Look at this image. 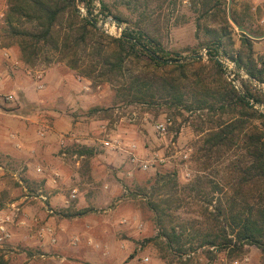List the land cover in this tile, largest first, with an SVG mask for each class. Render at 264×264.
Segmentation results:
<instances>
[{"label": "trees", "instance_id": "16d2710c", "mask_svg": "<svg viewBox=\"0 0 264 264\" xmlns=\"http://www.w3.org/2000/svg\"><path fill=\"white\" fill-rule=\"evenodd\" d=\"M157 1L158 11L178 4ZM231 1L233 21L263 36L264 6ZM154 2L8 0L0 48L17 49L27 69L63 64L93 90L108 85L112 109L141 108L156 117L167 115L179 127L177 133L183 125L193 129L194 177L181 183L177 172L159 171L131 193L154 216L157 233L148 242L160 263L215 264L221 254L244 259L255 247L264 264V110L256 108H264V92L240 74L231 80L221 63H235L264 85V55H257L256 40L230 21L228 0H188L199 44L187 53L207 48V58L169 64L180 55L151 32L162 19ZM80 10L95 22L113 17L127 27L120 36L110 35ZM256 22L262 24L255 29L251 24ZM106 111L93 107L88 115ZM72 154L83 158L86 170L98 151L83 146ZM89 211L68 209L59 215L82 218Z\"/></svg>", "mask_w": 264, "mask_h": 264}, {"label": "rangeland", "instance_id": "374dc122", "mask_svg": "<svg viewBox=\"0 0 264 264\" xmlns=\"http://www.w3.org/2000/svg\"><path fill=\"white\" fill-rule=\"evenodd\" d=\"M7 1L2 3L1 11L4 14ZM176 2V6L168 4L158 11L160 2L155 0L153 7L157 9V13H161L162 19L156 29L150 31L156 34L168 51L179 54L181 59L193 55L187 51L196 48L199 41L195 37L194 15L189 10L188 0ZM97 4L99 7V3ZM126 16L132 20L136 18L127 13ZM3 24L4 19H0V27ZM261 24L256 22L251 26L256 29ZM107 28L106 33L113 36H120L124 30L114 25ZM4 50H8L14 59L20 61L17 59V49L0 48V74H8L5 83L0 85V124L7 125L0 132V205L4 207L0 217L7 222L12 234L11 240L0 244V259L7 256L14 260L11 264H18L17 260L22 264H29L24 263V260L32 256V259L35 257V264H45V257L42 256L46 253L40 248L38 240H45L39 237V233L46 226L44 217L47 207L46 201L37 190L46 189L48 186L45 181L42 183V173L34 175L40 164L38 159L43 158L44 154L40 152L36 161L32 159L35 165H26L27 169L20 172L23 165L17 164V149L11 139L12 134H17L16 115L20 97L17 95V82H25L27 78L24 72H29L32 78L28 81L32 89L30 103L24 109L35 108L38 117L52 118L55 125L53 133L56 135L53 144L61 145L60 137L64 138L70 133H74L80 140V143L68 141L67 146H61L63 149L53 156L59 162L55 165L65 174V179L60 180L58 185L59 190L68 197L70 205L76 207L74 210H90L86 216L91 220L88 224H93L90 235L100 245V249L86 246L92 260L87 261V264H145L144 258H150L148 264H160L154 245L148 242L157 233L154 216L139 199L132 198L131 193L138 186L153 179L159 171L177 172L181 183H187L194 177L196 136L193 129L183 125L180 133H177L179 127L174 122H169L167 115L156 117L154 112H144L141 108L112 109L113 94L108 85L100 86L88 95L79 93L74 89L71 78L68 83L63 80V68H67L63 64L49 68L38 66L34 70L24 66L20 68L23 72L16 68L11 69L13 66L5 58ZM50 68H56L57 71L48 76ZM37 72H43V82L36 80ZM0 77L2 80V76ZM40 84H43V89L39 88ZM10 96L12 99L8 100ZM93 107L109 111L90 116L88 111ZM160 124L166 126L165 132L158 130L157 126ZM40 131L47 133V129L34 128L33 136L39 144L52 136L45 134L40 137ZM112 139L121 140L122 148L116 151L106 149L103 142ZM134 145L136 149L132 148ZM83 146L94 147L98 151V155L89 161L86 170L84 160L72 154V150ZM25 154L26 159L30 158L27 152ZM144 163H148L147 170L141 167ZM74 189L80 191L79 198L75 200L71 198ZM21 199H24L21 206L42 208L44 214L40 220L43 221L35 222L37 217H33L32 212H17V201ZM13 204L15 207H12ZM75 222L76 227L86 225L84 220ZM69 252L70 255L75 253ZM245 259H248L247 264L263 262L262 253L257 248L250 247L244 259L230 260L225 254H221L215 264H233V261L240 262ZM3 263L5 262L1 260L0 264Z\"/></svg>", "mask_w": 264, "mask_h": 264}, {"label": "crops", "instance_id": "0c3cea01", "mask_svg": "<svg viewBox=\"0 0 264 264\" xmlns=\"http://www.w3.org/2000/svg\"><path fill=\"white\" fill-rule=\"evenodd\" d=\"M241 1L247 2L248 4H251L254 7H259L264 4V0H241ZM2 3L3 2L0 0V12L3 8ZM254 50L257 55H264V39L256 40V42L254 43ZM18 56L17 59H19ZM22 67H24V65H22ZM12 68L13 67H11V69ZM55 69L54 68L48 69L47 75L56 72L57 69L56 70ZM63 69L65 71L63 73L65 74L63 76L64 77L63 80L66 83H68L67 81H70L72 79L71 83L74 84V89L76 91L88 95L89 92L93 90L91 83L88 80L78 77L75 72L69 70L68 68H63ZM17 71H22V70H20V68H17ZM24 73L27 80L25 82H20V81L17 82V93H18L17 95L20 96L18 98L19 108H17V115H16L17 134L14 133V135H16V139H14V143L18 155L17 164L23 165V167L20 168V172L25 171L27 169L26 165H30L31 167L35 165L33 164L34 162L32 161V159L37 160L38 156H40L39 154L40 152L42 153V155L44 154L43 158L38 159V163H40L39 166L42 167L38 166L36 168L37 170L34 171V175H39L42 173L43 175L42 183H44L45 181L46 186H48V188L46 187V189L41 188L37 190V193L41 194L40 196L44 198V200L46 201L45 205L47 207V210L45 211V217H44V223L46 225L45 228H51L57 238L56 244L51 243L48 236H46L45 240L43 241L38 240V242L40 243V248H43L46 253L45 256L42 257H45V264H87V261H92V260L90 258V254L88 253L89 249L87 250L86 246L89 245V247L96 248L97 245L98 246L100 245L97 244L96 240L90 235L93 224H88L91 222V220L88 217L85 216L82 218L67 219L59 215L61 214V212L67 211L68 209H76V207L74 208L73 205L72 206L70 205V201L68 197H66V195H64L59 190L60 187H58V185L60 184V180L62 181L65 179V174L61 171V169H58L59 167L57 165H55L59 162H57L58 158H55L53 154L61 151L63 148L61 147V145L53 144V138L56 135L53 133L55 125H54V121H52V118L50 116H47L44 119L38 117L36 113L37 109L35 108L33 110L24 109V106L30 103L29 102L30 91L32 89L31 84L28 81V79L31 80L32 77H30L29 72L27 73L24 72ZM6 75L8 74L7 73L0 74V76H2L0 85L5 83ZM76 88H78V90ZM22 97L26 101L22 99ZM6 127L7 125L0 124V132H3L4 128ZM34 128H38L40 130L44 128L47 129V133L46 132L44 133V131L39 132L40 137H43L45 134L46 135L52 134V136H49V138H46L45 141H42L39 144L38 142H36L33 136L35 134ZM61 138L62 136L59 139L60 143H61ZM26 152L29 154L30 158L27 159L25 158ZM79 196H80V191L78 193V198ZM23 203H24V199L17 201V207L19 208V210H22L26 214H30L32 212L33 217H37L35 222L43 221L40 220V218H42V215L44 214L42 208L40 207L36 208V206L30 207L28 205L21 206L23 205ZM12 206L14 207L15 204H13ZM2 212H4V207H1L0 205V214ZM78 220L79 221L84 220L85 222L83 223H86V225H83L82 227H76L77 225L75 221ZM80 232H83V234H81ZM73 237L81 238L80 244H78L77 246H73L71 242ZM68 240L69 242H67ZM90 241H92V245L89 243ZM12 243H14L13 240ZM69 251H75V253L72 252L74 254L70 255ZM31 257L32 256L26 258L24 260V263L29 262V264H35L36 263L34 261L35 257L33 259ZM1 260L4 261L5 264L6 263L11 264L14 261L13 259L10 260L7 256H4V258L0 259V261ZM17 263L22 264L18 260Z\"/></svg>", "mask_w": 264, "mask_h": 264}, {"label": "built area", "instance_id": "2783aa9c", "mask_svg": "<svg viewBox=\"0 0 264 264\" xmlns=\"http://www.w3.org/2000/svg\"><path fill=\"white\" fill-rule=\"evenodd\" d=\"M1 1L4 3V1H6V0H1ZM4 17H5V14H4V12L1 11L0 12V19H4ZM107 27H108V25H105V28H107ZM116 27H118V26H116ZM120 30H122V29L120 28ZM4 56L12 64L13 68H16V69L17 68H23L22 67V65H23L22 62L14 59L12 57L11 53L8 50H4ZM206 58H207V56H206ZM223 61L231 62V61H229L227 59L221 60V62H223ZM224 68L226 69L229 78L231 80H233L235 78V75H234L235 71L233 69V66L228 64V63H225V67ZM0 80H1V77H0ZM36 80L38 82H43V80H44L43 72H37L36 73ZM235 83L238 86V82H235ZM39 88L43 89L44 88L43 84H40ZM11 99H12L11 96L8 97V100H11ZM256 108H258V109H260L262 111L264 110L263 107L256 106ZM157 128L161 132H165L166 131V126L164 124L158 125ZM11 139L12 140L16 139V135H14V134L11 135ZM71 140H74L76 143H80V140L76 138L75 134L74 133H70L66 137L61 139V146L66 147L68 141H71ZM103 145L106 147V149H108L110 151H116V150L122 148L121 140H113V139L112 140H107V141L103 142ZM132 148L136 149V146L134 145ZM141 167L144 170H147L148 169V163L142 164ZM78 193H79V191L77 189H74L72 191V193H71V198L73 200L77 199ZM19 211L20 210L17 207V212H19ZM7 221H9V219ZM46 236L49 237V240H50L51 243H53V244L57 243V238H56V236H55V234H54V232L52 231L51 228H44V229L41 230L40 238L44 239ZM11 239H12V234L10 232V229L8 228L7 222H5L2 217H0V244L4 243L5 241L11 240ZM71 242H72L73 246H77L78 244H80L81 238L73 237ZM89 243L92 245V241H90ZM96 248H100V246L97 245ZM143 261H144L145 264H148L150 262V258H144ZM247 262H248V259H245L244 261H240V262L239 261H233V264H247Z\"/></svg>", "mask_w": 264, "mask_h": 264}, {"label": "water", "instance_id": "95a60500", "mask_svg": "<svg viewBox=\"0 0 264 264\" xmlns=\"http://www.w3.org/2000/svg\"><path fill=\"white\" fill-rule=\"evenodd\" d=\"M229 2V9H228V14H229V18H230V21L234 24V26L237 28L238 32L240 33H243L247 36H249L250 38L252 39H255V40H261V39H264V35L263 36H253L251 35L246 29L242 28V27H239L232 19V16H231V5H232V1L231 0H228ZM81 14L83 15V17H86L88 18L89 20L93 21L96 26L107 32L108 31V28H105V25H108V26H112V25H115V26H118L120 27L121 29H125L127 26H124L123 23L115 20L113 17H100L101 20L98 21V22H95L94 19H93V16H89L87 15L83 10H80ZM207 53H208V49L207 48H203L198 54H193L191 56H188L186 58H181V59H177V60H168L166 61L167 63L169 64H175V63H180V64H184V63H187L191 60H194V59H197V60H200V59H203L205 58L206 59V56H207ZM223 67H225V63H228L230 65L233 66V69L235 71V73L237 74H240L242 75L243 77L245 78H248L252 81V83L257 86L262 92H264V85L259 83L258 81H256L255 79H253L252 77H250L247 73H245L244 71L238 69L236 67V64L233 63V62H227V61H223L221 62Z\"/></svg>", "mask_w": 264, "mask_h": 264}]
</instances>
